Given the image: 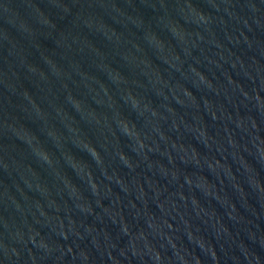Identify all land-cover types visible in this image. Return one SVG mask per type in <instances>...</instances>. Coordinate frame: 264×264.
<instances>
[{"label":"water","instance_id":"water-1","mask_svg":"<svg viewBox=\"0 0 264 264\" xmlns=\"http://www.w3.org/2000/svg\"><path fill=\"white\" fill-rule=\"evenodd\" d=\"M0 264H264V0H0Z\"/></svg>","mask_w":264,"mask_h":264}]
</instances>
